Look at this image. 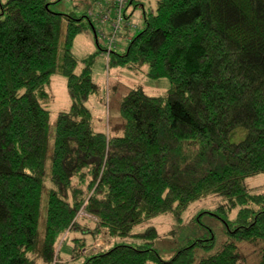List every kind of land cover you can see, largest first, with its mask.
Here are the masks:
<instances>
[{
  "label": "trees",
  "instance_id": "trees-1",
  "mask_svg": "<svg viewBox=\"0 0 264 264\" xmlns=\"http://www.w3.org/2000/svg\"><path fill=\"white\" fill-rule=\"evenodd\" d=\"M58 1L0 2V264H35L34 252L42 264H58L56 242L70 230L83 235L74 243L76 255L87 254L84 264H243L240 241H260L259 258L245 264H264V191L246 184L264 172V0H157L142 11L143 28L108 55L89 9L60 13L51 8ZM88 32L97 51L79 60L73 42ZM97 53L109 67L170 81L159 95L137 86L123 96L121 135L92 127L86 101L98 89ZM57 70L71 105L50 128L46 85ZM236 128L246 134L231 142ZM210 193L240 209L226 221L229 239L197 262L202 239L166 258L153 226L135 234L140 243L95 246L103 231L122 237L161 213L181 223ZM86 216L92 227L78 222Z\"/></svg>",
  "mask_w": 264,
  "mask_h": 264
},
{
  "label": "rangeland",
  "instance_id": "rangeland-1",
  "mask_svg": "<svg viewBox=\"0 0 264 264\" xmlns=\"http://www.w3.org/2000/svg\"><path fill=\"white\" fill-rule=\"evenodd\" d=\"M157 0H142L145 10H153ZM1 3L6 0H0ZM92 7L91 0H61L51 5L52 10L68 14L75 12L81 14ZM141 11H138L135 16V21L138 23L137 28L133 33L140 31L143 25L139 18ZM95 26L99 28L103 25L95 20ZM109 29V27H104ZM65 30V21L61 26L62 35ZM124 40L120 34L117 36V42L122 43ZM102 41V40H101ZM100 41V42H101ZM121 50L120 46L117 48ZM73 53L79 59H83L91 53L97 51L93 32L78 34L73 42ZM82 64L79 63L76 72H79ZM146 70V66H144ZM93 80L98 86L97 92L92 94L86 104L91 112L92 127L96 131H105L111 135H121L124 131V120L120 111L121 99L130 89L140 86L150 95H159L164 93L170 86V81L166 77L152 79L146 76L144 72H135L122 66L109 67L106 55L97 53L93 64ZM46 90L49 93L47 108L50 111L49 125L53 128L57 114L62 110H67L71 105V98L67 89V79L58 70L55 71L49 84L46 85ZM246 134L243 128H236L229 134L231 142L241 140ZM49 185L48 181L46 183ZM246 184L252 193L264 191V172H259L250 175L246 178ZM240 209V205L230 206L229 200L224 195L218 193H210L207 196L192 202L183 213L182 222L177 223L171 213H161L154 217L144 219L138 224H135L129 234L111 238L107 232L103 231L101 236L102 249L106 244L119 242L127 244H137L141 240L135 236L136 233L143 232L149 226L156 228L157 236L154 239V244L158 252L163 257H170L181 248L194 242L196 239H202V242L196 241L194 245L196 262L202 256L211 254L218 250L230 237L229 226L226 221H233ZM37 248L41 244L43 229L45 226V197L41 202ZM83 213L81 212L80 216ZM85 216V215H83ZM81 225L92 227L93 219L90 216L79 218ZM83 237L82 233L77 230H70L61 235L56 242V251L58 258L61 261L58 264H84L87 254L76 255L74 239ZM213 238L210 242L208 238ZM86 242L90 243L92 238L85 236ZM108 243V242H107ZM96 244V243H95ZM204 244V246H201ZM240 258L245 263H253L259 258L261 250V242L240 241L237 243ZM92 246V245H91ZM95 247H92L88 252H93ZM35 264H42V258L36 257V252L32 254ZM195 262V263H196Z\"/></svg>",
  "mask_w": 264,
  "mask_h": 264
},
{
  "label": "built area",
  "instance_id": "built-area-1",
  "mask_svg": "<svg viewBox=\"0 0 264 264\" xmlns=\"http://www.w3.org/2000/svg\"><path fill=\"white\" fill-rule=\"evenodd\" d=\"M128 0H97L96 8L90 7L89 14L103 26L98 28L99 42L106 48V55L116 46L117 36L124 27H134V23L126 18ZM109 27L105 29L104 27ZM101 241L95 246L100 247ZM55 264V263H53Z\"/></svg>",
  "mask_w": 264,
  "mask_h": 264
},
{
  "label": "crops",
  "instance_id": "crops-1",
  "mask_svg": "<svg viewBox=\"0 0 264 264\" xmlns=\"http://www.w3.org/2000/svg\"><path fill=\"white\" fill-rule=\"evenodd\" d=\"M95 7V2H92V7ZM144 3L142 2V0H128V4H127V8H126V13H127V16L129 17V19H131L135 26L134 27H125L121 30L120 32V36L124 39V40H127L131 35L132 33L137 29L139 28L138 26V23L135 21V16H136V13L138 11H141V13L139 14V18L142 20L143 22V10H144ZM94 19V18H93ZM143 28V25L141 26V29ZM140 29V30H141ZM124 40L121 39L122 43L124 44ZM121 44V43H120ZM103 235V234H102ZM101 240V239H100ZM98 240V241H100ZM97 241V242H98ZM96 242V243H97ZM107 242L109 241H106L105 244H107ZM63 261L62 259L60 260V262Z\"/></svg>",
  "mask_w": 264,
  "mask_h": 264
}]
</instances>
